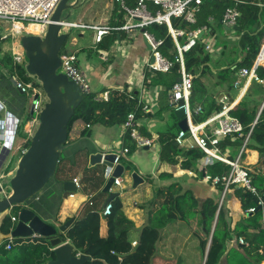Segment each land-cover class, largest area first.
Wrapping results in <instances>:
<instances>
[{"label": "crops", "instance_id": "crops-1", "mask_svg": "<svg viewBox=\"0 0 264 264\" xmlns=\"http://www.w3.org/2000/svg\"><path fill=\"white\" fill-rule=\"evenodd\" d=\"M225 1L223 0L224 3H221V6L218 4L212 5L211 3V6H209L210 11L207 13L206 11H201L198 17L206 20V24H203L200 28L204 26L209 27L208 31L201 38L204 46L205 42L208 41H215V45L212 53H208L205 50L207 59H209L206 65L211 71L208 70L206 75L199 76L197 79L203 86V90L202 94L198 95V101L193 106L194 121L203 113L196 114L197 107H202L204 111V109L212 106V113L209 117L211 118L220 113L224 106L232 107L231 112L248 95H252L251 101L260 102L262 99L260 95L255 94V91L259 85L264 86V82L257 83L254 80L239 78V72L236 73L237 77L232 88H229L227 85H218V71L226 69L228 66V61H224L223 56L224 45L226 44L229 49L239 48L237 49L239 62L243 61L245 56V53L241 55L242 52L240 50L242 51V49L238 44L241 37L236 32L241 31L238 30L239 27L234 29L227 28L222 24L226 9L223 7ZM232 1L234 3L237 2L239 5L242 3V1L238 0ZM233 2L230 3V8L238 11V5ZM257 2V6L264 11V0H258ZM152 10H154L153 7ZM96 11V19L92 23H71L106 28H121L126 23L125 17L117 16L121 13L119 6L111 0H106L103 8ZM119 21L124 24L121 27H115ZM68 28L79 30L80 35L76 37L70 36L68 44L72 47V51L64 50V52L76 55V66L86 76L90 86V94L100 95L105 92L112 93L118 90L131 99L136 100L137 104L135 108L136 110L139 109V111H135V114L140 124V132L144 137L154 138V141L149 147L139 148L129 135L125 133L124 123L119 122V124L115 125L113 122L107 123L106 120H102L99 123L88 125L81 121L84 125H81L80 129H75V124L69 135V138L72 136V142L68 144V148L64 151L67 152V160L76 168L81 166L88 167V165V168H92L93 166L90 165L91 155L98 152L113 155L115 152H121L123 149H129L130 152L121 160V164L125 167V173L121 177L122 183L120 186L113 185L110 193L119 195L117 198L122 203L123 213L135 224V229L130 234L133 247H138L137 242L141 231L151 224L157 213H160L162 208L165 207V203H167L171 210L170 214L176 216V219L167 227L160 230V239L151 264H194L191 260L195 259V256L200 258V264H206L211 238L206 252L202 251L201 240L204 238L206 231V222L204 221L205 215L201 210L204 209L205 202L213 200L219 203L220 208L224 207L228 212V219L232 225V229L243 218V210L240 201L235 196L234 188L229 189L226 193H220L218 185L206 182L204 158L197 163L196 168L192 166L191 169H184L183 165L188 163L187 161L189 160V156H185V154H188L192 150L178 147L180 154L174 158L176 164L170 163L166 158L163 160L164 143H162V137L164 134L166 136L167 133L179 134L181 131L179 127L181 120L175 115V110L171 108V88H166L158 80L157 72L147 70V66L154 61L152 50L142 35L143 31L132 30L131 32H127L114 30L105 35L102 41L98 43L95 40V29ZM88 39L92 42L91 45L87 44ZM91 83H94L95 91H92ZM236 83H238V86H236ZM221 95H225L222 100ZM0 100L6 105L7 111L20 120L19 128H21L22 121L24 120H21L14 112L9 110L5 99L0 98ZM214 104L218 108L215 109L213 107ZM260 104L257 118L264 104V98ZM30 107L31 102L27 107L28 113H30ZM14 108L18 113L22 112L21 103H18ZM29 122L24 127V130L29 128ZM229 138L232 143L236 141V137ZM227 139L221 143V151L226 157L234 160L240 155L242 148L225 147L224 144H226ZM16 143H18V139ZM17 147L18 149L20 148L19 146ZM12 157V154L2 157L4 166L1 171L6 176L8 175L4 183L15 174V171L14 173L13 171L7 173V169L13 164L14 159ZM242 159L243 165L247 166L252 173L262 169L258 152L245 149ZM103 171L104 173L102 174L104 175L106 167L103 168ZM137 171H140L145 177V182L133 190L131 173ZM206 172L208 173V168ZM92 174L88 173L87 175L90 178V182L88 183L91 185L84 183L85 176L76 175L72 179L61 177L51 183L50 186H47L35 200L30 201L28 207L44 221L55 226L57 229L69 220L75 219V222L70 226L71 228L88 210L94 209L100 213V237L106 238L109 226L108 216L105 217L103 214L105 210L103 207L110 195L104 192L108 180L107 178L104 181L98 180L100 173ZM75 179L79 180L80 192H65L64 182H74ZM124 182L129 183V192L134 194V196H136L138 190L145 191L146 195L144 198L147 200L136 201L132 204L127 201L128 192L124 191L123 194H120L113 189V187H116L122 190L125 188L123 186ZM94 188L97 191L108 194L100 208L97 207V203L94 200L95 195L93 194L97 193V191L92 192L91 189ZM88 190L91 191L89 192ZM83 191H85V194H82ZM71 195L74 196L71 197ZM90 196H93L92 206L88 203ZM11 211L9 210L7 215L10 214V217L15 216V214L10 213ZM16 219L18 220V217ZM2 221L3 216H0V246L4 243L6 237L1 231ZM13 223L17 224V221ZM216 223L217 216L211 227L212 233L216 227ZM67 232L63 234L66 239L64 242H70L67 238ZM36 237L40 236L34 235L30 238L33 243H35ZM13 244L14 246L16 245V240H14ZM49 248L53 252L52 247L49 246ZM77 252L78 250L75 253ZM80 254L79 252L76 255ZM53 261H55V258L48 260L47 264Z\"/></svg>", "mask_w": 264, "mask_h": 264}, {"label": "trees", "instance_id": "trees-1", "mask_svg": "<svg viewBox=\"0 0 264 264\" xmlns=\"http://www.w3.org/2000/svg\"><path fill=\"white\" fill-rule=\"evenodd\" d=\"M133 1L134 0H127L128 5L132 6ZM230 1L233 2L232 0L225 1V5L223 6L224 9L231 7ZM238 1H242V3L239 5L235 2L238 5L237 9L240 13V18L236 27L241 28V31H237L236 34L241 37L238 44L242 49V51L240 50V52H242L241 55H244L245 53V56L243 61L239 62V54L237 50L239 48L229 49L225 44L223 56L224 61H228V66L226 69H220L218 71V85H227L229 88L234 86V81L237 77L236 73L239 70L243 68L251 69L253 67L264 43V11L257 6L258 0ZM208 3L221 6V3L224 2L223 0H216ZM205 5L206 4H204L201 11H206L207 13L210 11L209 6L211 5ZM117 16L124 17V14L121 12ZM123 24L124 23L119 21L115 27H121ZM203 24H206V20L200 18H198L195 25L187 24L178 19L172 20V26L174 29H182L186 32L199 29ZM147 30L154 35L156 39L164 41L160 51L165 58L174 62V67L171 72L164 74L157 72L158 80L162 82L166 88L170 89L181 80L180 66L175 62L178 56L175 42L166 25L160 26L155 24L150 26ZM186 42V37L179 39L181 45H185ZM233 55L236 56L235 59L232 58ZM184 58L187 71L194 76L193 91L191 95V105L193 107L195 102L198 101V95L203 90V86L197 81V79L199 76L206 75L208 70L211 71L206 65L209 59H207L205 54V46L202 39L197 42L195 47L184 55ZM4 64L5 65H2V69L10 74H12L11 67L22 73L26 71H23L20 66L17 68L14 67L13 60L9 57H7V62L5 61ZM257 75L260 80H264V68L258 69ZM0 78L8 80L2 72H0ZM9 83L11 84L10 81ZM34 86L41 89L40 84L37 82L34 83ZM15 90L20 97L19 103L22 104V112L18 113L14 108L16 106L11 102V98L14 97L13 95L0 91V98L7 101L10 111L14 112L21 120H24L22 121V126L17 136L18 143H16V147L19 146L20 150L17 149L16 152H19L22 149H28L30 147L31 138L24 132V127L29 121L33 120L34 117L27 112V101L22 100V95L19 94L16 88ZM109 94L110 97L108 101L100 102L94 100L98 95L89 94L85 96L84 101L78 107L75 115L69 123L68 139L74 125L78 121H83L85 124L90 125L106 120L107 123L113 122L116 125L119 124V122L125 123L130 113L139 111V109L136 110L135 108L137 104L136 100L131 99L124 93L116 90L112 93L109 92ZM255 94L260 95L263 99L264 86L259 85ZM251 98L252 95H248L245 100L230 112L231 116L237 118L242 123L244 126V132L234 143L228 138L224 145L225 147L230 146L240 149L244 145L245 137L251 132L250 141L246 146V149L258 152L260 163H262V169L253 173V183L260 194L264 195V109L252 129V125L255 123L258 116L262 99L260 102H255L251 101ZM213 107L215 109L218 108L216 104H214ZM211 113L212 106L204 109L201 116H198L195 122L202 123L206 121ZM177 135L178 134L167 133L166 136L164 134L162 137V143H164V151L162 154L163 160L166 158V160L172 164H176L174 158L180 154V150L175 142ZM69 143L70 142L68 141L67 145ZM185 156H189V160L187 161L188 163L183 165L184 169H191L192 166H195L196 168L197 163L204 158V154L199 150L189 151ZM63 158L64 153L61 160ZM10 171H12L11 166L7 169V173ZM230 172L231 168L229 166L217 162L208 167L207 176L211 179H222L223 177L228 176ZM209 183H212V181ZM234 189L235 196L240 201L243 210V218L236 224L234 229H232V225L228 219V212L224 207L220 208L218 202L208 200L204 204V209L201 210L205 215L204 221L206 222V231L204 233V238L201 240L202 251L206 252L211 238L206 264H263L264 208H261L258 212L251 214L247 213V211L252 208L258 209L257 197L243 188L234 187ZM218 190L220 193L224 192L223 184H218ZM111 204L113 205V209L111 215L107 217L109 232L106 238L100 237V213L94 209L88 210L83 217L79 218V220L67 232V238L74 245L76 250H78L77 253L80 252L81 254L92 258L93 261L88 262L87 264H151L156 254L157 244L160 239V230L171 224L173 220L176 219V216L170 214L171 210L169 209L168 204L165 203V207L162 208L160 213H157L151 224L143 228L141 231L140 238L137 242L138 248L134 253L130 234L135 229V224L123 213L122 203L119 198H116ZM216 216L217 223L212 233L211 227ZM13 217L17 218V214H15V216L13 215ZM15 226L16 224L12 222V217H9L8 215L3 216L1 231L6 237L4 243L0 246V264H47L48 260L55 258L54 253L51 252L49 248V239L43 237L34 238L36 240L35 243H33L30 238L16 239V245H13L11 250H7L6 245L9 242V237ZM59 235L63 237V234L59 233ZM235 239H243L245 245L240 246L239 249H230L231 243Z\"/></svg>", "mask_w": 264, "mask_h": 264}, {"label": "built area", "instance_id": "built-area-1", "mask_svg": "<svg viewBox=\"0 0 264 264\" xmlns=\"http://www.w3.org/2000/svg\"><path fill=\"white\" fill-rule=\"evenodd\" d=\"M60 1L61 0H0V21L11 25V34L4 36L0 35V42L7 41L10 38L13 39L11 57L14 67L17 68L21 64H25L24 50L20 45L21 36H44L49 25L52 23L53 14ZM111 1L119 6L120 12L124 14L126 19V23L121 28L92 27L75 23H69L68 26L71 28L95 29V40L98 43L102 41L105 35L114 30H123L127 32H131L132 30H142V35L152 50L154 61L147 66V70L150 72L169 73L174 67V62L165 58L160 51L164 41L156 39L155 36L147 30L150 26L155 24L160 26L166 25L177 48L178 56L175 62L180 66L181 75V80L171 88V107L175 111L183 109L185 118L188 122V131L181 130L176 137L175 142L177 146L188 150L198 149L204 154L203 162L206 182L212 181L214 185L223 184L224 193L234 187L243 188L257 197L258 207L264 208V195H261L258 189L254 186L253 173L247 166L243 165L242 161L243 153L250 141L251 132L245 137L241 153L236 159H229L221 151V143L226 138L236 137L237 139V137L244 132V126L242 123L230 114L232 107L224 106L220 113H217L202 123H196L193 119L194 110L191 105V95L193 91L194 76L187 71L184 55L197 45V42L201 40L199 36L205 34L209 27L204 26L186 32L182 29H174L172 26V20L178 19L187 24L195 25L205 2H213L216 0H134L132 6L128 5L127 0ZM152 7L154 10H152ZM239 18V11L233 8H227L222 19V24L227 28L234 29L237 26ZM31 27H34L33 30H30ZM183 37L187 38L185 45L179 43V39ZM214 45L215 41L205 42L206 52L212 53ZM76 62L77 57L74 53H61L60 70H62L63 74L80 87L85 97L90 94V86L84 73L77 68ZM260 68H264V43L253 67L251 69L243 68L239 70L238 77L263 83L264 80H260L257 75V71ZM14 79L16 81L17 90L23 94H27L29 90L32 91L31 100L36 94H39L41 97L42 94L33 83L27 84L24 81H20L16 78ZM236 86H238V83H236ZM109 97V92H105L96 96L94 100L96 102L108 101ZM263 109L264 104L259 116ZM202 112V107L196 108V114H201ZM40 113L41 100L39 99L35 104L34 118L29 122V128L24 130L30 138L34 135V127L38 124ZM257 120L252 125V129L257 123ZM20 123V120L12 113H9L6 105L0 100V187H3L2 183L8 177V175L6 176V174L1 171L4 166L2 163V157L4 155L10 156V154L13 156L15 155L16 150L18 149V147H16V141L20 129ZM124 129L125 133L129 135L131 140L134 141L139 148L149 147L154 141V138L144 137L141 134L140 124L135 113H130L128 115L124 123ZM18 150H20V148ZM26 151L27 149H22L21 154H25ZM129 152L130 150L126 148L121 152H115L113 154L115 158L113 162L114 168L121 164V160L126 157ZM217 162L229 166L231 172L228 176L223 177L222 179H211L207 176L206 169ZM121 183L122 179L117 178L115 179L114 185L120 186ZM74 184L80 189L78 179L74 180ZM73 196L74 195H71V197ZM92 199L93 196H90L88 199L89 205H92ZM112 209L113 205L109 203L103 212L104 216L107 217L111 215ZM255 210V208H252L248 210L247 213H254ZM16 221L17 219L12 217V222ZM14 240L16 239L10 235L9 242L6 245L7 250H11L14 245ZM244 245V240L238 239L235 241L233 240L230 247L239 249L240 246Z\"/></svg>", "mask_w": 264, "mask_h": 264}, {"label": "water", "instance_id": "water-1", "mask_svg": "<svg viewBox=\"0 0 264 264\" xmlns=\"http://www.w3.org/2000/svg\"><path fill=\"white\" fill-rule=\"evenodd\" d=\"M86 2L87 0H61L44 36L23 35L20 38V45L24 50L25 70L30 77L36 78L47 101L39 115L38 127L31 138L30 147L22 155L14 176L0 187V216L7 215L9 210L21 208L11 236L14 239H28L38 235L49 239L55 255V261L50 264H87L93 261L90 256L84 254L77 256L74 245L64 242L65 236L59 235V233L65 234L75 219L69 220L56 229L28 207V203L38 196L54 178L63 152L68 148L69 123L85 99L80 87L60 72V69L61 53L70 39L69 33H63V30L69 27V19ZM238 30L241 29L238 28ZM202 36L203 34L199 38L201 39ZM2 73L16 88V81L12 75L7 71ZM18 92L23 95L19 90ZM224 96L221 95V100ZM39 99L40 95L36 94L31 100V116L34 115L35 104ZM175 115L181 120L180 129L188 131L184 110L175 111ZM114 159L113 155L102 152L90 157L91 166L106 167L108 181L104 192L110 195L104 209L119 196L116 193H110V189L115 179L121 178L125 173V167L122 164L114 168ZM131 179L133 190L145 182V177L140 171L131 173ZM63 186L65 192H80L73 181H65ZM260 209L258 207L255 212ZM137 248H134V253ZM209 249L210 246L208 251Z\"/></svg>", "mask_w": 264, "mask_h": 264}, {"label": "rangeland", "instance_id": "rangeland-1", "mask_svg": "<svg viewBox=\"0 0 264 264\" xmlns=\"http://www.w3.org/2000/svg\"><path fill=\"white\" fill-rule=\"evenodd\" d=\"M106 0H87L86 3H84L76 12L75 14L69 19V23L71 22H86V23H92L94 22V19H96L95 15H96V10H101L104 6V3H105ZM206 5H211L210 3L208 2H205ZM205 5V6H206ZM11 25L8 24V23H5L3 21H0V35H9L11 34ZM79 30L77 29H70V28H65L63 30V32H67L69 33V35L71 37H76L77 35H80V33L78 32ZM12 43H13V39H9L7 41H1L0 42V72L3 71L2 69V65H5V61L7 62V57L11 58V48H12ZM87 44L91 45L92 42L90 41V39L87 40ZM64 50H70L72 51V47H70V44H66ZM233 59L236 58L235 55L232 56ZM21 69L24 71L25 70V67L26 65L25 64H21L20 65ZM12 68V76L20 81H24L25 83L27 84H31V83H35L38 81L36 80V78H33V77H30L27 72H20L19 70L17 69H14L13 67ZM60 72H62V70H60ZM27 74V75H26ZM91 89L92 91H95V85L94 83H91ZM0 91H3V92H6L10 95H13L14 97L11 98V102L12 104H14L15 106L18 105L19 103V100H20V97L17 95V92L14 88V86H12L10 83H9V80H3L0 78ZM40 93L42 94L41 97H40V100H41V110L43 109V106L45 104V102L47 101L46 100V96L44 95V92L42 89H39ZM31 90L28 91L27 94H24L22 95V100L24 101H27V107L29 105V103L31 102V98H32V95H31ZM15 98V99H14ZM81 125H84L83 122L81 121H78L76 122V125H75V129H80ZM37 127H38V124L34 127V131H33V134L36 132L37 130ZM72 136L68 139L69 142H72ZM67 152H64V158L59 162L58 164V170H57V173L55 174L54 178H53V182L54 181H57L58 179H60L61 177L63 178H70L72 179L74 176L76 175H79L81 177H84L85 176V180H84V183H88L90 182V178L87 176L88 173H93L92 175H94V173H100L99 174V177H98V180L101 179L102 180H106V173L103 175L102 173H104L103 171V168L105 166L103 165H97V166H94L92 168H88V167H84V166H81V167H74L72 163H70L67 159H68V156L66 154ZM22 157V154H21V151L19 152H16L15 155L12 157L13 160V164L11 166V170L13 171H16L17 170V167H18V163L20 161ZM82 171H84L82 173ZM50 182L48 186H50L51 183L53 182ZM90 184V183H88ZM4 185V181H3V184L2 186ZM91 185V184H90ZM84 186V184H83ZM125 188H123L122 190L121 189H118L116 187H113V189L116 191V192H119L120 194H123L124 191L128 192V195H127V201H129L131 204L134 203V202H139L141 200H147L145 199V191H142V190H138V192H136V196H134V194H131L129 192V183L128 182H124V185H123ZM49 188V187H48ZM47 188V189H48ZM46 189V188H45ZM44 189V190H45ZM92 192H96L97 189L94 188V189H91ZM90 190V191H91ZM89 191V190H88ZM89 191V192H90ZM43 192V191H42ZM6 193H8V190H6ZM82 194H85V191L82 192ZM93 194V193H92ZM95 195V201L97 203V207H101L103 205V202L105 200V197L108 196V194L106 193H103L102 191H97V193L93 194ZM36 198H34L33 200H35ZM32 201V200H31ZM39 203V202H38ZM38 206V205H37ZM22 209L21 208H16V209H13L12 211H14V213H12V211L10 212L11 214H17V217H19V213ZM8 216L10 217V214H8ZM192 262H194V264H200V258H198V256H195V259H192L191 260Z\"/></svg>", "mask_w": 264, "mask_h": 264}, {"label": "bare ground", "instance_id": "bare-ground-1", "mask_svg": "<svg viewBox=\"0 0 264 264\" xmlns=\"http://www.w3.org/2000/svg\"><path fill=\"white\" fill-rule=\"evenodd\" d=\"M34 27H31L30 30H33ZM38 32V31H37Z\"/></svg>", "mask_w": 264, "mask_h": 264}]
</instances>
